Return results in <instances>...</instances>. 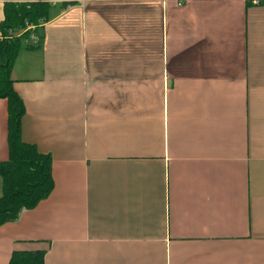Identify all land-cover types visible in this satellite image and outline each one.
Instances as JSON below:
<instances>
[{
	"label": "crops",
	"instance_id": "obj_1",
	"mask_svg": "<svg viewBox=\"0 0 264 264\" xmlns=\"http://www.w3.org/2000/svg\"><path fill=\"white\" fill-rule=\"evenodd\" d=\"M33 34L11 78L54 186L0 264H264V0H54Z\"/></svg>",
	"mask_w": 264,
	"mask_h": 264
},
{
	"label": "trees",
	"instance_id": "obj_2",
	"mask_svg": "<svg viewBox=\"0 0 264 264\" xmlns=\"http://www.w3.org/2000/svg\"><path fill=\"white\" fill-rule=\"evenodd\" d=\"M5 2L0 23V98L7 101L8 159L0 162L2 193L0 196V226L16 221L21 211L34 208L53 190L51 156L21 138V118L24 105L13 89L11 68L22 40L30 37L27 25L36 28L48 18L51 2ZM34 30V31H35ZM29 44L25 45L28 48ZM44 251H14L8 264H44Z\"/></svg>",
	"mask_w": 264,
	"mask_h": 264
},
{
	"label": "built area",
	"instance_id": "obj_3",
	"mask_svg": "<svg viewBox=\"0 0 264 264\" xmlns=\"http://www.w3.org/2000/svg\"><path fill=\"white\" fill-rule=\"evenodd\" d=\"M253 6H258L260 5V3L262 2V0H248ZM27 29H30L32 31V33L30 34V38H32L33 40L37 41V36L33 34V31L35 30V26L33 25H27ZM4 38H8V36H5V37H0V40L1 39H4Z\"/></svg>",
	"mask_w": 264,
	"mask_h": 264
},
{
	"label": "rangeland",
	"instance_id": "obj_4",
	"mask_svg": "<svg viewBox=\"0 0 264 264\" xmlns=\"http://www.w3.org/2000/svg\"><path fill=\"white\" fill-rule=\"evenodd\" d=\"M25 43H26V39H25V40H22V44H25ZM21 53H22V52H21ZM21 53H20V55H21ZM20 55H19V58H18V59H20V57H22V56H20ZM22 60L24 61V58H22ZM21 63H22V62H21ZM21 63H20V64H21Z\"/></svg>",
	"mask_w": 264,
	"mask_h": 264
}]
</instances>
